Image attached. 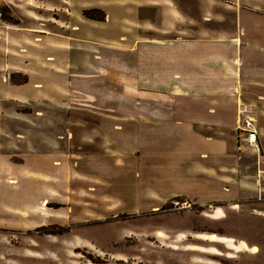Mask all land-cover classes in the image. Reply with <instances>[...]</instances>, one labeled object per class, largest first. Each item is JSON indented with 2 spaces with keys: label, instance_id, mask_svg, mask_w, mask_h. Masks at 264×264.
I'll use <instances>...</instances> for the list:
<instances>
[{
  "label": "crops",
  "instance_id": "0c3cea01",
  "mask_svg": "<svg viewBox=\"0 0 264 264\" xmlns=\"http://www.w3.org/2000/svg\"><path fill=\"white\" fill-rule=\"evenodd\" d=\"M200 1L172 0L170 7L159 0H0V9L8 7L19 21L0 20V137L12 122L6 117L21 106L135 110L176 125V186H184L176 196L190 188L195 193L196 183L203 186L206 173L216 172L240 186L243 198L249 194L264 204L258 200L264 174V0ZM92 9L104 11L106 20L83 16ZM159 32L163 37L155 36ZM167 45L176 52L175 66L164 53ZM244 103L253 105L256 147L240 132L250 114L241 110ZM2 151L1 191L6 169H18ZM245 152H253L256 166Z\"/></svg>",
  "mask_w": 264,
  "mask_h": 264
},
{
  "label": "rangeland",
  "instance_id": "374dc122",
  "mask_svg": "<svg viewBox=\"0 0 264 264\" xmlns=\"http://www.w3.org/2000/svg\"><path fill=\"white\" fill-rule=\"evenodd\" d=\"M1 10L0 20L18 24ZM163 49L176 62L174 49ZM16 110L0 137L6 163L18 168L6 169L0 190V264H264V204L239 195L224 173L207 172L195 193L176 196L184 188L176 186V125L75 103ZM244 154L256 166L253 152Z\"/></svg>",
  "mask_w": 264,
  "mask_h": 264
},
{
  "label": "built area",
  "instance_id": "2783aa9c",
  "mask_svg": "<svg viewBox=\"0 0 264 264\" xmlns=\"http://www.w3.org/2000/svg\"><path fill=\"white\" fill-rule=\"evenodd\" d=\"M242 111H245V110H242ZM246 112H247V110H246ZM254 124H255V122H254V119L252 118L251 113L247 114L245 121H244V126H243V128L240 129V132L242 134H244L247 145L249 147H256L257 143H258V134H257V131H256ZM262 188H264V174H262L261 180H260L259 190H260L261 195L259 196V199H258L259 201L264 200V195H263L264 189L262 190Z\"/></svg>",
  "mask_w": 264,
  "mask_h": 264
},
{
  "label": "trees",
  "instance_id": "16d2710c",
  "mask_svg": "<svg viewBox=\"0 0 264 264\" xmlns=\"http://www.w3.org/2000/svg\"><path fill=\"white\" fill-rule=\"evenodd\" d=\"M98 10H96V9H92V10H85V11H83V16L85 17V18H87V19H93V20H99V19H97L94 15H93V13H96ZM0 16H2L3 17V19H5L4 18V13H3V11L0 9ZM99 21H101V20H99Z\"/></svg>",
  "mask_w": 264,
  "mask_h": 264
},
{
  "label": "bare ground",
  "instance_id": "6f19581e",
  "mask_svg": "<svg viewBox=\"0 0 264 264\" xmlns=\"http://www.w3.org/2000/svg\"><path fill=\"white\" fill-rule=\"evenodd\" d=\"M11 183H12V184H16L15 181H11ZM47 203H48V202L44 201V204H43V205H46ZM246 247H247V246H246V244H245L244 242H242V243L240 244V248H241V249H245ZM252 252H253V253H256V252H257V249H256V248L253 249Z\"/></svg>",
  "mask_w": 264,
  "mask_h": 264
}]
</instances>
